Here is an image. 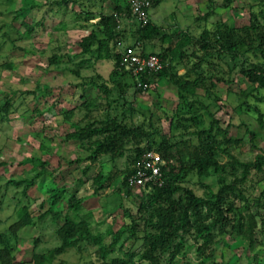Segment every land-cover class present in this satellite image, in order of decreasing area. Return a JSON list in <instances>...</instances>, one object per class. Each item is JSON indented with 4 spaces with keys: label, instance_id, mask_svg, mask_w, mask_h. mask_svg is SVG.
<instances>
[{
    "label": "trees",
    "instance_id": "trees-1",
    "mask_svg": "<svg viewBox=\"0 0 264 264\" xmlns=\"http://www.w3.org/2000/svg\"><path fill=\"white\" fill-rule=\"evenodd\" d=\"M161 1H157L153 8ZM231 1L225 0V5ZM64 2L79 3V0H61L58 4ZM81 5L86 7L84 2ZM255 7V4H252L250 24L244 27L242 33L236 31L234 23L227 25L218 20L215 25L213 24L214 28H204L200 38L188 33L177 40L174 46H163L165 53L155 50L157 43L163 41L165 44H172L174 36L163 32L162 27L152 21L151 13L148 23L142 25L133 16L130 5L126 8L116 6L110 14L103 11L98 14L85 11L86 22L80 28H90V31L79 42L80 52L68 53L57 44L49 58V67L57 70L62 68V59L67 57L71 64L74 62L75 67L73 66L70 71L69 68L67 70L64 68V72L81 79L76 88L81 90L82 102L63 114L64 120L69 123L70 132L67 137L81 142L82 148L90 153L87 159L91 164L96 163L102 156H109L114 163L127 156L126 168L120 171L121 175L124 174L120 180L123 188L117 190L125 195L137 191L140 200L139 213L133 215L129 212L128 224L118 231L109 228L103 233L94 231L90 219L93 213L83 210L82 199H75L64 216L59 210L50 209L39 219L51 214L55 221L63 217V224L56 230L60 245L45 252H38L39 239L36 237V251L31 261L19 262L14 254L18 235L25 228L36 224L30 206L28 204L21 206L17 210L18 218L7 228L0 230V264H57L56 259L74 247L79 250L95 248L103 261L102 264H135L134 254H127L130 257L129 262L120 258H112V261L108 259L120 243L129 239L140 240L141 236L144 237L145 244L139 259L147 264H162L164 256L169 257V262H175L182 254L187 238L195 240L193 246L189 248L195 249L198 264H216V248L213 246L228 232L242 236L251 245L256 244L258 217L264 219V189L257 198H254L253 204L250 203L247 191L250 182L255 184L258 178L264 182V152L255 143L256 133L248 129L251 149L258 153L252 160L244 161L234 155L233 149H245L242 139L230 136L228 128H223L211 110L213 105L222 101L217 92L214 93L216 83L225 82L232 85L237 66L238 70L240 69L239 73L252 84L251 91L245 93L246 100L239 108L244 113L256 114L261 127L264 128V112L261 109V105L264 104V3L261 4L260 10H255ZM125 17L133 18L139 25L132 34V42L122 25ZM94 20L97 21L93 22ZM90 22L92 23L88 25ZM62 25L55 27L54 31L68 30L67 26ZM34 32H36L34 28H29L24 34L19 35L21 38L30 39ZM178 32L179 30L176 31ZM195 44L200 45L201 54L190 51V47ZM149 45L153 49L151 52L148 51ZM129 47L139 48L144 56L156 54L164 63L162 71L140 76L139 80L150 84L148 89L138 86V77L124 62V53ZM223 54L234 56L241 61L240 66L237 63L229 66L228 80L215 73L216 67L210 72L211 59L215 57L214 55L222 58ZM194 57L196 62L188 67L186 60L191 62ZM76 60L78 61L75 62ZM100 63L111 64L112 68L108 74L99 73L97 68ZM175 64L183 66V74L173 70ZM205 65L209 70L203 68ZM9 67L12 68L11 65ZM85 68L94 69L93 72L96 74L84 76ZM160 81H166L176 87L181 103L176 124L177 128L184 129V132L174 140L165 136H162L161 140L156 139L152 122L150 128L146 129L143 124L128 123L129 116H126L125 112L122 115H110L114 104L126 103L130 90H133V93H143L152 90ZM91 86L96 88L97 99L89 98L85 94ZM202 88L206 90L207 102H204L203 96L198 93ZM250 99L256 104L252 105ZM13 108L12 98L6 99L4 105L0 106V121H3V118L7 120ZM182 109H186V114ZM101 112H104L106 117L101 116ZM204 112L214 117L210 126L191 128L194 127L191 124L200 123ZM79 113L81 117L77 116ZM171 125L173 128L172 120ZM219 134L222 136L220 139ZM182 142L187 144V147L192 142L190 145L193 150L189 160L178 154ZM150 150H156L166 161L161 171L164 185L154 187L150 191L147 190L148 187L143 186L131 188L129 177L135 173L144 153ZM127 152L131 154L126 155ZM222 153L230 156L231 160L223 163L219 159ZM29 159L33 163L35 175L32 178L8 182L16 187L23 186L24 196L28 195L37 180H45L48 175V164L45 160L35 156L27 160ZM90 168L91 166H86L85 174ZM111 173L104 177L103 172H100L94 178L95 196L106 190L107 181H119V178ZM212 175L217 177V189L206 181ZM194 178L197 180L193 184L203 189V194L194 189L195 186L191 183ZM51 194V205L57 207L67 195L76 198L75 192L70 194L66 187L53 189ZM107 236L111 237L110 243L105 240Z\"/></svg>",
    "mask_w": 264,
    "mask_h": 264
},
{
    "label": "rangeland",
    "instance_id": "rangeland-1",
    "mask_svg": "<svg viewBox=\"0 0 264 264\" xmlns=\"http://www.w3.org/2000/svg\"><path fill=\"white\" fill-rule=\"evenodd\" d=\"M60 1L0 0V106L4 105L8 98H12L14 103L8 119L3 118V121H0V230L13 223L18 218L17 210L27 204L36 220L35 225L25 228L18 235L14 254L19 262L31 261L36 251V237L39 239L38 252H45L60 245L56 230L63 224V217L55 221L51 214L39 219L50 209L59 210L64 216L75 199H82L83 210L93 213L90 219L94 231L103 233H106L109 228L118 231L128 224L129 212L133 215L139 213L140 200L137 191L131 195H125L117 190V188H123L120 180L124 174L121 175L120 171L126 168L127 156L116 163L109 156H102L96 163L91 164V161L87 159L90 153L82 148L81 142L67 137L70 132L69 123L64 120L63 114L82 102L81 90L76 88V84L81 79L64 72V68L66 70L69 68L68 71H70L73 66L75 67L74 62L71 64L68 58L64 57L61 69L49 67V58L57 44L65 48L68 53L80 52L79 42L90 31V28H80L86 22L85 11L96 12V14L103 11L110 14L116 6L122 8L129 6L130 0H79V3L58 4ZM83 2L86 7L81 5ZM263 3L264 1L261 0H232L226 6L225 0H165L152 10V21L161 26L163 32L173 34L174 39L172 44L159 41L155 50L165 53L163 46H174L177 40L188 34L184 30L189 29L191 35L200 38L204 28H214L213 24L218 20L227 25L234 23L236 31L239 30L242 33L244 27L250 24L252 4H255V10H260ZM61 25L67 26L68 30L54 31L55 27ZM122 25L132 42V34L139 25L133 18L127 17L124 18ZM29 28H34L36 32L30 39L21 38L20 35ZM179 29L180 31L176 33ZM152 50L149 45L148 51ZM190 51L201 54L200 45H192ZM214 56L211 59L210 72L216 67L215 73L225 80L230 78L229 66L241 64L239 58L228 54H223L222 58ZM194 61L196 62L195 57L191 62L186 60L188 67H191ZM173 66V70H177L179 74L184 73L183 66L178 64ZM111 68V64L100 63L97 69L99 73L108 74ZM203 68L206 71L209 70L207 65ZM239 70L236 66V73L233 74L235 81L232 85L225 82L216 83L214 93L217 92L222 101L218 102L220 106L215 104L211 110L213 116L220 120L223 128H228L230 136L242 139L245 149H233L232 152L244 161L252 160L258 153L251 149L247 130L256 133L255 143L264 152V128L261 127L256 114L244 113L239 108L240 104L246 100L245 93L252 89V84L239 73ZM93 71L94 69L85 68L83 74L84 76L96 74ZM198 93L203 96L202 100L207 102L205 88L199 89ZM85 94L89 98L97 99L95 87H88ZM250 103L256 104L253 100ZM180 107L176 87L166 81H160L152 90L143 93H133V90H130L126 103L114 104L110 115L117 116L125 112V115L129 116L128 123L143 124L146 129L150 128V122H152L156 139L161 140L162 136H165L174 140L184 132V129L177 128L176 124ZM186 109H182L184 114L187 112ZM261 109L264 112V104L261 105ZM77 116L79 117L80 113ZM101 116L106 117L104 112H101ZM214 117L204 112L200 123L191 124L194 126L191 128L200 126L207 128ZM171 120L174 122L173 128H171ZM158 125L159 128H157ZM218 137L222 138L220 134ZM190 143L187 147V144L182 142L178 148V154H182L185 160L190 159V153L193 150ZM129 154L131 153H126V155ZM33 156L47 162L48 175L45 180H37L28 195L24 196L23 186L16 187L8 182L14 179L32 178L35 175L33 163L30 159L27 160ZM219 159L226 163L231 160V157L222 153ZM87 165L91 168L85 174L84 169ZM100 172H103L104 177L112 172L111 174L119 178V181H107L106 190L95 196L94 178ZM196 180L197 178H194L191 183L199 194H203V189L193 184ZM206 181L217 189L216 175L210 176ZM59 187H66L70 194L75 192L76 198L67 195L60 201L58 207L51 205V192ZM263 189L264 182L259 178L255 184L252 182L248 184L247 192L251 204ZM258 218L256 244L251 245L242 236L228 232L213 246L214 249L216 248V264H264V219ZM105 240L110 243L111 237L107 236ZM194 243V239L187 238L186 246L175 262H169V257L164 256L162 264H198L195 249L189 248ZM144 244L142 236L140 240H126L118 245L108 260L120 258L129 262L130 257L127 254H134L135 264H147L139 259V255L144 250ZM62 262L102 264L103 261L95 248L79 250L74 247L56 259L57 264Z\"/></svg>",
    "mask_w": 264,
    "mask_h": 264
},
{
    "label": "built area",
    "instance_id": "built-area-1",
    "mask_svg": "<svg viewBox=\"0 0 264 264\" xmlns=\"http://www.w3.org/2000/svg\"><path fill=\"white\" fill-rule=\"evenodd\" d=\"M157 1L161 0H130V9L133 16L142 25H146L151 10ZM124 62L132 68L138 80L141 79L140 76L143 74H153L164 69V63L158 55L149 54L144 56L139 48H127L124 53ZM138 86L148 89L150 84L139 80ZM165 165V159L156 150L145 152L136 167L135 173L129 177L130 187H148L147 190L149 191L154 187H162L164 182L161 179V171Z\"/></svg>",
    "mask_w": 264,
    "mask_h": 264
},
{
    "label": "crops",
    "instance_id": "crops-1",
    "mask_svg": "<svg viewBox=\"0 0 264 264\" xmlns=\"http://www.w3.org/2000/svg\"><path fill=\"white\" fill-rule=\"evenodd\" d=\"M164 1H165V0H162L161 3L164 2ZM152 10H154V8H153ZM152 10H151V19H152ZM191 15H192V14H191ZM179 31H180V29H179ZM184 32H186V33H187V32H188V33L190 32V33H191V31H190L189 29H188V30H184Z\"/></svg>",
    "mask_w": 264,
    "mask_h": 264
}]
</instances>
